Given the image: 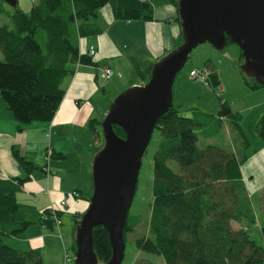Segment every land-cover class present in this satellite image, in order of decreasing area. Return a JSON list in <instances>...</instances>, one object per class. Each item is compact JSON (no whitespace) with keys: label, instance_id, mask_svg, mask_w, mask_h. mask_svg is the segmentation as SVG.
<instances>
[{"label":"trees","instance_id":"16d2710c","mask_svg":"<svg viewBox=\"0 0 264 264\" xmlns=\"http://www.w3.org/2000/svg\"><path fill=\"white\" fill-rule=\"evenodd\" d=\"M170 1L177 12L179 34L168 52L183 41L178 0ZM106 4L115 20H153V7L147 0H32L27 11L19 8L18 0L14 8L0 0V15L8 19L0 25V99L17 121L18 130L24 124L53 118L76 64L103 66V71L109 68L96 62L95 53L89 54L88 47L80 49L82 39L102 33L100 11ZM153 64H147L149 72ZM205 68L199 70L207 72L206 85H220L216 69L211 64ZM111 75L106 77L104 72L106 79ZM245 83L252 89L264 88L252 77L246 76ZM218 103L217 116L200 111L183 116L172 103L157 119L155 129L160 139L152 154L150 213L146 232L133 236L135 247L147 255L137 257L132 264H264V224L260 227L261 243L249 232L256 216L241 174V164L246 160L243 150L248 145L240 127L241 115L219 95ZM226 118L243 150L211 144L199 148L197 130L209 126L215 134ZM100 123L89 120L97 139ZM113 129L118 136H125L120 126L113 125ZM255 129L264 142V115ZM102 143L103 139L93 146L94 155ZM12 155L25 176L0 178V264H42L39 249L31 247L26 237L27 228L34 222L26 217L16 198L36 166L15 148ZM46 155H52L51 150ZM53 156L63 157L56 152ZM63 211L45 208L39 222L47 227L57 225ZM81 215H73L76 225ZM140 224L139 216L128 211L125 243ZM92 244L98 264L110 259L112 249L104 226L93 228Z\"/></svg>","mask_w":264,"mask_h":264},{"label":"crops","instance_id":"0c3cea01","mask_svg":"<svg viewBox=\"0 0 264 264\" xmlns=\"http://www.w3.org/2000/svg\"><path fill=\"white\" fill-rule=\"evenodd\" d=\"M147 1L153 7L151 21L115 20L109 4L101 8L102 33L82 39L80 49L93 44L94 60L108 66L113 74L106 79L103 66L76 64L50 121H33L18 130L17 121L0 99V178L25 176L12 155L13 148L36 166L16 198L26 217L34 222L27 228L26 237L31 247L39 249L42 264H69L68 253L74 251L75 256L73 215L88 207L93 191V146L102 139L99 126L98 139L90 131L89 120L104 117L110 104V99L104 101L105 96L146 83L150 75L147 64L168 53L179 34L173 3ZM99 93L101 107L93 106L91 99ZM48 150L52 155L45 158ZM55 152L63 157L56 159ZM61 201H65L64 206ZM48 207L65 209L60 223L52 227L39 222Z\"/></svg>","mask_w":264,"mask_h":264},{"label":"water","instance_id":"95a60500","mask_svg":"<svg viewBox=\"0 0 264 264\" xmlns=\"http://www.w3.org/2000/svg\"><path fill=\"white\" fill-rule=\"evenodd\" d=\"M10 7L17 0H3ZM183 41L155 61L149 79L120 92L100 123L102 147L92 161L93 191L76 225L75 264H98L92 231L102 225L112 254L103 264H121L124 225L138 181L141 159L157 119L172 104L173 83L190 53L209 43L222 50L227 40L238 44L243 71L264 87V0H178ZM113 125L125 133L118 136ZM264 200V196H263Z\"/></svg>","mask_w":264,"mask_h":264},{"label":"rangeland","instance_id":"374dc122","mask_svg":"<svg viewBox=\"0 0 264 264\" xmlns=\"http://www.w3.org/2000/svg\"><path fill=\"white\" fill-rule=\"evenodd\" d=\"M31 5L32 0H18L19 8L24 11H27ZM7 22L8 19L0 15V25ZM2 60L3 54L0 51V61ZM208 64L216 69L220 78V85L215 88L210 84H204L199 77L192 79L189 76L191 69L205 70ZM243 64L244 58L235 42L229 41L222 50L215 49L209 43L199 44L192 50L186 63L176 75L172 88V103L179 114L183 116L191 117L195 111L217 116L219 95L222 100L229 103L231 109L240 113V127L248 141L244 150L240 145L239 136L233 130H229L230 123L227 118L215 134H212L209 126L197 130V146L204 148L211 144L226 150L244 151L246 160L241 164V172L256 216V224L251 227L249 232L258 243H261L260 227L264 224V142L258 136L255 126L260 117L264 115V88L252 89L245 83L246 75L242 68ZM116 95L112 92L108 98L105 96L104 101L108 102L110 99L109 103H111ZM99 96L100 93L91 99L93 106L101 107ZM159 139L158 129H154L141 159L137 187L129 208L131 214L139 216L141 224L139 228L136 227V231L128 234L121 264H132L137 257L147 255L135 247L134 239L141 235L138 232H146V222L152 201V154ZM234 226L237 227L236 224ZM75 245L76 243L74 247ZM68 256L69 264H75L74 251L68 253Z\"/></svg>","mask_w":264,"mask_h":264},{"label":"built area","instance_id":"2783aa9c","mask_svg":"<svg viewBox=\"0 0 264 264\" xmlns=\"http://www.w3.org/2000/svg\"><path fill=\"white\" fill-rule=\"evenodd\" d=\"M87 51L89 54L93 55L95 53V46L93 44H90L88 46ZM104 72H105L106 77H109L112 73L109 68H105ZM206 73H207L206 71H201L199 69H196V70L193 69L189 72V75L194 78H197V77L201 78L203 80V83L206 84V81H205ZM71 194H75V193L72 192ZM64 204H65V201H61V206H64Z\"/></svg>","mask_w":264,"mask_h":264}]
</instances>
